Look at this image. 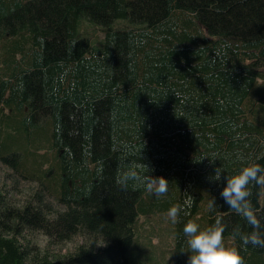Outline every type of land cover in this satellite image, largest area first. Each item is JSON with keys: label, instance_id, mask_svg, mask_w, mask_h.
<instances>
[{"label": "trees", "instance_id": "trees-1", "mask_svg": "<svg viewBox=\"0 0 264 264\" xmlns=\"http://www.w3.org/2000/svg\"><path fill=\"white\" fill-rule=\"evenodd\" d=\"M0 61V161L38 183L20 204L0 187V264H187L185 224L217 215L225 245L264 264L235 234L252 229L220 197L226 180H211L264 166V0H0ZM132 172L165 177L168 193ZM144 217L155 225L139 234Z\"/></svg>", "mask_w": 264, "mask_h": 264}, {"label": "clouds", "instance_id": "clouds-1", "mask_svg": "<svg viewBox=\"0 0 264 264\" xmlns=\"http://www.w3.org/2000/svg\"><path fill=\"white\" fill-rule=\"evenodd\" d=\"M130 175L136 177L140 185L157 198L166 195L169 191L170 182L163 176L138 175L135 172ZM211 180H226L220 197L228 208L241 216L252 229L249 233H242L237 229L235 234L240 237L245 246L264 248V217L257 213L250 199L252 195L250 186L264 189V166L259 163L250 164L242 167L238 174L226 177L223 168L217 167ZM117 183L121 187H125L126 179L118 178ZM185 204L191 206V196L185 200ZM216 206V198L213 197L208 207L214 209ZM181 210V206H173L168 210L167 216L172 223L178 222ZM227 227L224 218L219 215H217L215 223L204 230H201L200 225L196 222L188 221L183 228L191 253L187 264H246L245 259L236 248L225 245L224 234Z\"/></svg>", "mask_w": 264, "mask_h": 264}, {"label": "rangeland", "instance_id": "rangeland-1", "mask_svg": "<svg viewBox=\"0 0 264 264\" xmlns=\"http://www.w3.org/2000/svg\"><path fill=\"white\" fill-rule=\"evenodd\" d=\"M97 33H99V32H97ZM0 65H2L1 61H0ZM38 116H39V114L35 115V118H38ZM37 121H38V119L35 120V123ZM48 167L50 170L51 169L50 165H48ZM53 170L55 171L54 168H53ZM54 171L51 174V176L54 174ZM0 187L8 193V197L12 203H19L20 204V203H26V202L31 200L33 193L38 188V183L37 182H34V183L28 182L26 179H24L21 176V174L11 173V170L7 166L0 163ZM49 198H50V194H46L43 197V201H46ZM50 202H52V199L50 200ZM149 223H151L152 225H155V221L151 220L150 218H148V217L141 218L139 221L140 226H139L138 233L141 234L142 231L150 229L148 227ZM161 226H160V228H161ZM158 231H160L159 230V223L157 224L155 232L157 233ZM150 233L151 232H147L145 234V236L140 238V240L142 239V243L147 242L146 237ZM151 236H153V235H151ZM35 237L36 238H34V241H33L34 245L33 246H36L38 248V250L42 253V251L48 245L49 239L44 234H37V235H35ZM151 239L154 242V245L161 244V241L159 240V238L152 237ZM79 243L82 245V243H86V241L83 240V238H81V237H77L75 242L66 243L65 246H62L61 248H59L58 246L57 247L55 246V248H54V246L52 245L50 247V249L53 250L54 252H60L61 254H67L68 252L72 251L75 248V246L78 245ZM87 243H89V242H87ZM164 243H165L167 248H171L174 244L173 236H170L168 238H167V236H165ZM145 246H147V245H145ZM101 247L105 248L104 246H101ZM147 247L149 248V250H145L143 247H140L141 252L142 253H150L151 251H153L149 246H147Z\"/></svg>", "mask_w": 264, "mask_h": 264}, {"label": "crops", "instance_id": "crops-1", "mask_svg": "<svg viewBox=\"0 0 264 264\" xmlns=\"http://www.w3.org/2000/svg\"><path fill=\"white\" fill-rule=\"evenodd\" d=\"M45 154V152H39V155H44ZM52 160H50L49 162H46L45 164H44V169H46L47 171H49V174H52L53 173V168H51V170H49V167H48V165H50V162H51Z\"/></svg>", "mask_w": 264, "mask_h": 264}]
</instances>
